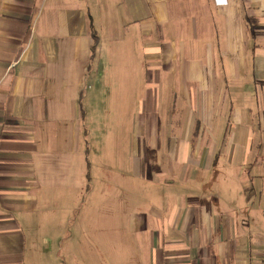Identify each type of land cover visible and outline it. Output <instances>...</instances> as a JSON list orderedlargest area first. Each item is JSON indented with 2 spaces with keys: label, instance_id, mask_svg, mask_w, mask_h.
<instances>
[{
  "label": "crops",
  "instance_id": "0c3cea01",
  "mask_svg": "<svg viewBox=\"0 0 264 264\" xmlns=\"http://www.w3.org/2000/svg\"><path fill=\"white\" fill-rule=\"evenodd\" d=\"M96 24L117 26L126 74L120 35L140 42L146 97L125 149L131 177L167 189L131 220L145 264H264V0H0V264H26L27 229L64 232L57 205L88 189L100 116L133 102L107 45L99 80Z\"/></svg>",
  "mask_w": 264,
  "mask_h": 264
},
{
  "label": "rangeland",
  "instance_id": "374dc122",
  "mask_svg": "<svg viewBox=\"0 0 264 264\" xmlns=\"http://www.w3.org/2000/svg\"><path fill=\"white\" fill-rule=\"evenodd\" d=\"M116 6L121 8L120 4H116ZM115 27L117 26L112 24L94 25V32L95 30L99 32L98 38L100 39L95 48V64H98L99 67L98 77L100 81L104 82L103 67H106L105 47L107 45V54L109 51L114 52L109 59L112 60L115 70L114 73L109 74L110 80L115 84L125 80L130 81L133 87L128 92L133 96V102L131 104L128 101L125 104L121 101L118 102L117 99V102L114 103V107L118 106V116L114 118L115 120L113 118L105 119L104 114L100 116L101 130L96 131L100 136L95 138V142L87 154V162L90 163L89 180L86 182L88 189L79 194L78 205H75L74 208L71 206L69 212L63 209L64 202L58 203V213L61 214L63 211L61 217H69L64 232H59L61 230L58 222L52 225V230L40 225L35 228L33 233H31L33 229H27L25 232L28 240L27 245L29 248L32 247L31 244L35 246L30 248L28 252L30 258L26 259V264H33L32 257L44 259L47 262L45 264H145L146 255L143 252L145 250H142V233L133 232L134 225L132 228L131 220L134 215H141L144 210H147L153 197L157 200L167 189L164 185L159 187V183L146 182L148 180H143L140 175L133 174V177L130 175L131 157H127L125 149L126 142H129L126 130L129 129L132 112H135L133 138H135L136 130L141 126L142 121L139 122L136 111L137 106L141 105L139 101L146 97V90H143L141 86L143 80L146 81L147 78L140 68V64L143 62H141L139 54L140 42L137 31L130 26H127L125 33L120 35L125 38L119 37L118 41L127 43V46L123 44L122 50L128 48L131 53V63L128 64L129 73L126 74L121 68L122 57L118 56L115 45L109 46V43H112L110 40H115L114 36L117 35ZM119 38L117 37V40ZM130 64H132V71L129 67ZM113 91L117 92V90L107 88V92L114 97L115 102L119 96L115 95ZM105 108L104 103L99 106L100 111H104ZM122 108L124 110H121ZM122 114L125 117H122ZM106 128L112 129L111 135L106 132ZM164 153L161 155L163 162L166 161ZM134 158L135 166L136 164L140 166L142 164L141 157L135 154ZM152 162L154 161L151 160V164ZM158 169V166L154 165L151 171L156 172ZM151 171L149 176L154 179V174ZM171 183H175L174 180ZM55 186L57 185L55 184ZM51 214L53 217L54 209Z\"/></svg>",
  "mask_w": 264,
  "mask_h": 264
},
{
  "label": "trees",
  "instance_id": "16d2710c",
  "mask_svg": "<svg viewBox=\"0 0 264 264\" xmlns=\"http://www.w3.org/2000/svg\"><path fill=\"white\" fill-rule=\"evenodd\" d=\"M93 38L95 39V42L94 43H96V41H97V38H96V36H95V34H93ZM94 47H95V44H93V47L91 48V52H94ZM92 57V56H91ZM87 178L89 177V174H88V172H87Z\"/></svg>",
  "mask_w": 264,
  "mask_h": 264
}]
</instances>
